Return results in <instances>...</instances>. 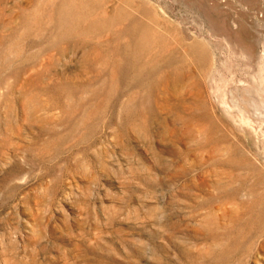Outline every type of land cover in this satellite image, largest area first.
Masks as SVG:
<instances>
[{
    "label": "rangeland",
    "instance_id": "374dc122",
    "mask_svg": "<svg viewBox=\"0 0 264 264\" xmlns=\"http://www.w3.org/2000/svg\"><path fill=\"white\" fill-rule=\"evenodd\" d=\"M0 264H264V0H0Z\"/></svg>",
    "mask_w": 264,
    "mask_h": 264
}]
</instances>
